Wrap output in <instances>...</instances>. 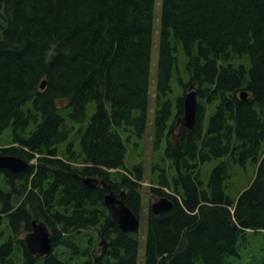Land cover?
<instances>
[{
    "label": "trees",
    "instance_id": "obj_1",
    "mask_svg": "<svg viewBox=\"0 0 264 264\" xmlns=\"http://www.w3.org/2000/svg\"><path fill=\"white\" fill-rule=\"evenodd\" d=\"M190 89L192 130L182 124ZM150 112L152 151L164 144L170 161L152 164L149 205L166 196L173 206L126 233L104 197L124 192L141 215L143 166L126 157ZM7 128L0 155L29 168L0 173V264H264V0H0ZM247 165L253 178L228 195L232 170ZM32 221L51 238L43 257L26 242Z\"/></svg>",
    "mask_w": 264,
    "mask_h": 264
},
{
    "label": "water",
    "instance_id": "obj_2",
    "mask_svg": "<svg viewBox=\"0 0 264 264\" xmlns=\"http://www.w3.org/2000/svg\"><path fill=\"white\" fill-rule=\"evenodd\" d=\"M46 86V81H42L40 84V89H44ZM243 99L246 98L245 93H241ZM196 111H197V95L195 91H188L184 96L183 100V116L182 124L188 129L192 130L195 126L196 121ZM29 168V163L16 156L12 155H0V173L1 170H8L13 173H20L27 171ZM83 185L89 188H93L98 184L95 178H81ZM105 186V183L102 182ZM120 198L108 188V193L104 197V203L109 207L111 214L116 221L118 228L123 232H138L140 228V218L137 216L125 203L123 200L124 192L120 194ZM173 206L172 200L168 197L162 196L151 203L149 211L154 215L162 214L170 210ZM33 233L30 238L26 239L30 250L33 254H37L43 257L52 252L53 247L51 244V238L48 230L42 223H37L32 221Z\"/></svg>",
    "mask_w": 264,
    "mask_h": 264
},
{
    "label": "rangeland",
    "instance_id": "obj_3",
    "mask_svg": "<svg viewBox=\"0 0 264 264\" xmlns=\"http://www.w3.org/2000/svg\"><path fill=\"white\" fill-rule=\"evenodd\" d=\"M157 12L159 13V8L156 7ZM183 56H180V63H179V69L181 73L183 74V64H182V59ZM152 72H154V68L152 69ZM171 86H172V93H171V98L174 100L179 94H180V87L178 82L173 78L171 81ZM151 88H153V83ZM95 109L94 104L88 105V114L91 115L93 113V110ZM175 114V112H174ZM151 118H152V113H149L148 117V124L146 127V131L143 134V136L139 139H132V144L128 148V154L126 157V165L130 167L132 164H138L141 163L143 166V187L144 189L142 190V206L143 210L140 215V229L139 232L145 233L146 231V214L148 211L149 207V192H148V187L150 185L156 186L158 183V170L157 169H152V164H159L161 167L166 168L170 158L164 155L163 153V147L164 144L162 145V148L159 151L153 152L152 151V146H151V140H150V135H151ZM31 127V126H30ZM29 127V128H30ZM175 130V127L174 129ZM11 135V130L10 128H7L0 134V144L2 143H7ZM133 141H138L139 142V147L138 149H134L133 147ZM65 143H62L58 145V150L60 153H63L65 151ZM162 156V157H161ZM216 164L215 161L208 162L202 166V179L203 181H206L207 175L213 168V166ZM234 173L230 183H229V188L226 190L227 194L230 196H236L241 190H243L247 184L248 179H252L254 176V171L250 165H247L245 169L243 168H235L232 170ZM172 170H168V175H173ZM154 199L152 198V202ZM144 249L145 245L143 241H140L139 243V249H138V255L140 261L143 260L144 256ZM40 264V262L38 263Z\"/></svg>",
    "mask_w": 264,
    "mask_h": 264
},
{
    "label": "bare ground",
    "instance_id": "obj_4",
    "mask_svg": "<svg viewBox=\"0 0 264 264\" xmlns=\"http://www.w3.org/2000/svg\"><path fill=\"white\" fill-rule=\"evenodd\" d=\"M180 124V123H179Z\"/></svg>",
    "mask_w": 264,
    "mask_h": 264
}]
</instances>
